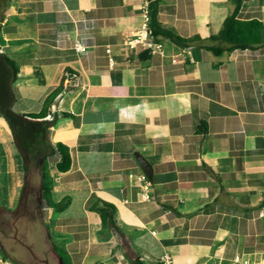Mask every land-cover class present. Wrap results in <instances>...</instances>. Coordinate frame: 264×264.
<instances>
[{
    "label": "crops",
    "instance_id": "0c3cea01",
    "mask_svg": "<svg viewBox=\"0 0 264 264\" xmlns=\"http://www.w3.org/2000/svg\"><path fill=\"white\" fill-rule=\"evenodd\" d=\"M148 4L0 0V61L5 54L19 68L15 81L7 63L11 72L0 73V205L12 207L26 168L63 142L70 168L58 169V151L47 161L52 200L70 202L58 211L40 201L53 254L57 246L70 264H134L136 255L146 264L166 256L235 264L237 255L264 264V44L221 55L204 47L232 0H160L163 26L205 41L154 42ZM237 17L264 24V0H243ZM63 82L45 118L25 115L40 112ZM25 121L45 128L47 148H32L38 157L22 155L15 123ZM137 154L153 166L149 200ZM104 202L116 207L114 222L133 249L112 220L103 223ZM0 264L30 263L0 251Z\"/></svg>",
    "mask_w": 264,
    "mask_h": 264
},
{
    "label": "trees",
    "instance_id": "16d2710c",
    "mask_svg": "<svg viewBox=\"0 0 264 264\" xmlns=\"http://www.w3.org/2000/svg\"><path fill=\"white\" fill-rule=\"evenodd\" d=\"M148 28L149 35L154 42H159L160 38L169 39L174 45L180 48H187L191 45L202 44L205 39L200 35H194L191 37L182 36L174 31L172 28L163 26L158 19L159 3L160 0H148ZM234 3L233 11L224 20L221 30L217 34L211 35L208 40L212 44H204V47L212 50L214 53L221 55L225 52H230L235 49L241 48H257L264 44V24L259 20H240L237 14L242 6L243 0H232ZM150 51V50H149ZM149 51L142 53L141 56L149 55ZM3 60L11 67L12 77L11 80L15 81L18 75L19 68L14 60L9 56L3 54ZM64 82L61 86L56 88L44 102L42 110L38 113H28L26 116L32 118H45L49 113V107L51 106L55 97L62 91ZM58 151L61 155V160L57 163V167L61 171H66L71 166V155L69 147L63 142H57L56 148L53 146L49 152L43 156L41 160V184L39 192L42 199H45L48 204L58 211L63 210L70 202L69 197H64L61 201L55 202L52 200V186L53 178L49 172L47 156L49 154ZM27 169V168H26ZM211 173L216 174L213 168H208ZM101 214L103 223L105 224L108 219L113 221L116 229L120 232L124 246L127 249H133L132 244L129 241L127 235L123 230L117 226L114 222V214L116 207L113 204L104 202L101 207L98 208ZM55 250L59 257L62 258V264H70L68 257L62 253L57 246ZM134 264H146L141 260L139 255L133 258ZM154 264H165L163 261H157Z\"/></svg>",
    "mask_w": 264,
    "mask_h": 264
},
{
    "label": "rangeland",
    "instance_id": "374dc122",
    "mask_svg": "<svg viewBox=\"0 0 264 264\" xmlns=\"http://www.w3.org/2000/svg\"><path fill=\"white\" fill-rule=\"evenodd\" d=\"M10 72V67L3 61H0V73L5 75ZM15 132L17 133L16 136L21 143V149L24 152L22 154L23 157H26L27 159L32 155L38 157L39 152L35 153L32 149L35 145L47 148V143H44L46 140L45 128L41 124L30 121H25L23 123L18 122L15 123ZM40 180L41 161L40 167L32 166L30 168V166H28L26 169V182L32 181V184L39 188ZM20 194L21 190L18 197L14 200L12 207H2L0 205V229L3 231L0 232V243H2L7 250L16 253L18 256H23V258L28 260L30 264H45L44 262H40L35 259L24 245L15 240L13 236H10L13 235L15 231L12 223L18 214H15L13 210L17 207L21 196ZM1 195L2 194H0V196ZM37 197L39 201L42 200L39 193ZM4 201L5 200H3V198H0V203L2 205L6 204ZM37 215L38 212L33 209L32 218L29 219L28 216H23L17 220L16 226L18 227L19 237L25 243L32 246V249L37 257L40 255L41 258H48L50 264H61L60 257L52 252L51 243L49 242V234L43 224L42 218ZM0 251H4L1 246Z\"/></svg>",
    "mask_w": 264,
    "mask_h": 264
},
{
    "label": "flooded vegetation",
    "instance_id": "af4514ba",
    "mask_svg": "<svg viewBox=\"0 0 264 264\" xmlns=\"http://www.w3.org/2000/svg\"><path fill=\"white\" fill-rule=\"evenodd\" d=\"M32 183H33L32 181H27L25 183V186L23 187L21 191V196L19 198L17 207L13 210V212L18 215L16 216L14 222L12 223V226L14 227V230H15L14 234L10 236H13V238L17 240L18 242H20V240L22 239L19 237L18 227L16 226L17 220L23 216H26V217L28 216L29 219L32 218L33 209H35V211L38 212L37 216L41 215L40 214L41 212L40 201L38 200V197H37L38 193L40 194L39 192L40 187L37 188ZM0 232H3L2 229H0ZM0 246L4 251H7V252L9 251L4 247L2 243H0Z\"/></svg>",
    "mask_w": 264,
    "mask_h": 264
},
{
    "label": "built area",
    "instance_id": "2783aa9c",
    "mask_svg": "<svg viewBox=\"0 0 264 264\" xmlns=\"http://www.w3.org/2000/svg\"><path fill=\"white\" fill-rule=\"evenodd\" d=\"M148 18V17H147ZM160 46V45H159ZM76 48L77 50H80L81 49V44L79 42H77L76 44ZM66 77L70 78V79H74L76 80V83L79 82V78L76 74H71V73H67L66 74ZM141 180L145 181V185H144V193H143V198L146 199V200H149L150 199V195L148 194V186H149V181H148V177L147 175H143L140 177ZM259 215L261 217H264V205L260 208L259 210ZM164 263L165 264H171V258L170 256H166L164 257ZM234 263L235 264H245L246 262L243 261V258L242 256L240 255H237L235 258H234ZM206 264H225L222 260H209Z\"/></svg>",
    "mask_w": 264,
    "mask_h": 264
},
{
    "label": "water",
    "instance_id": "95a60500",
    "mask_svg": "<svg viewBox=\"0 0 264 264\" xmlns=\"http://www.w3.org/2000/svg\"><path fill=\"white\" fill-rule=\"evenodd\" d=\"M137 160H138L140 166L142 167L144 173H145V174L147 175V177L149 178V180H150L151 182H153L154 170H153V166H152V164L149 162V160H147L145 157H143V156L140 155V154H137ZM20 243H21L22 245H24V246H25V247L31 252V254H32L33 257H35L36 259H39V258L35 255V253H34L32 247H31L30 245H28L27 243H25V242L22 241V240H20ZM42 261H43L45 264H50V262H49L48 259H44V260H42ZM60 262H61V264H62V258H60Z\"/></svg>",
    "mask_w": 264,
    "mask_h": 264
}]
</instances>
